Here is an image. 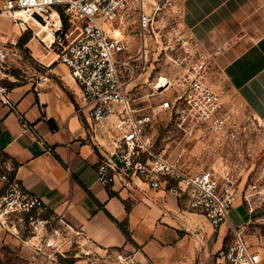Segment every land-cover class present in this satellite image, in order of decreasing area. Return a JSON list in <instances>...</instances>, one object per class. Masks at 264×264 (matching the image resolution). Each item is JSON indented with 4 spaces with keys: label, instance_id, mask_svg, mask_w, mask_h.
<instances>
[{
    "label": "crops",
    "instance_id": "obj_1",
    "mask_svg": "<svg viewBox=\"0 0 264 264\" xmlns=\"http://www.w3.org/2000/svg\"><path fill=\"white\" fill-rule=\"evenodd\" d=\"M185 13L191 37L217 74L264 117V0H189ZM26 35L0 17V47L22 46L39 66L26 82L10 86L15 110L0 105V151L16 164L25 188L64 219L74 244L62 246L65 258L51 261L37 255L38 238L22 232L17 239L0 228V264H118L126 256L155 264H216L230 226L248 225L251 210L235 200L227 224L216 231L173 194L140 182L103 185L97 168L102 154L115 148L111 120L95 127L98 150L90 141L82 90L55 53ZM44 75L50 81L38 85ZM234 209L240 219L248 217L246 223L235 225Z\"/></svg>",
    "mask_w": 264,
    "mask_h": 264
},
{
    "label": "built area",
    "instance_id": "obj_2",
    "mask_svg": "<svg viewBox=\"0 0 264 264\" xmlns=\"http://www.w3.org/2000/svg\"><path fill=\"white\" fill-rule=\"evenodd\" d=\"M174 7L173 0H5L0 17L8 19L21 36L32 34L44 51L55 53L57 61L69 70L86 100L90 141L98 150L102 145L95 127L111 120L115 148L102 154L97 168L103 185L140 182L173 194L188 209L204 215L218 231L227 224L236 196L230 183L222 185L215 168L194 170L191 161L197 153L189 140L197 137L205 145L206 138L212 136L222 144L238 137L234 113L209 82L212 58L187 63L185 72L174 82L155 88L158 93L170 91L155 104L142 105L145 100L138 90L140 79L148 73L153 41L158 46L167 39L164 21L174 17ZM132 19L138 25L136 55L129 54L123 37L126 22ZM117 30L121 36L115 34ZM6 59V51L0 47V105L13 111L16 106L11 88L3 83ZM49 81L44 75L37 84ZM79 111H85L84 107ZM162 116L171 118L176 140L161 138ZM203 148L200 146L198 153ZM16 170L12 160L5 162L0 178V228L17 239L22 232L38 238L41 245H34L37 255L55 261L64 256L62 246L74 244L69 228L61 216L50 214L48 206L25 188ZM228 236L230 241L218 254L216 264H264L243 228L230 226ZM46 248L50 254L44 252ZM93 263L88 260V264ZM118 264L155 263L126 256L118 258Z\"/></svg>",
    "mask_w": 264,
    "mask_h": 264
},
{
    "label": "rangeland",
    "instance_id": "obj_3",
    "mask_svg": "<svg viewBox=\"0 0 264 264\" xmlns=\"http://www.w3.org/2000/svg\"><path fill=\"white\" fill-rule=\"evenodd\" d=\"M173 1L174 17L167 22L164 21L167 25L164 37L167 39L163 38V43H159L158 46L153 41L149 54L151 63L148 66V73L140 79L141 85L138 90L140 98L145 100V104L142 105L155 104L170 93V91L156 92L157 87H161L159 78L163 77L166 81L174 82L185 72L187 63L207 58L204 50L190 35L185 13L189 0ZM126 25L127 29L123 37L129 48V54L136 55L139 48L138 25L134 23V19L126 22ZM117 32L119 31L117 30L115 34ZM29 37H32V34L26 35V38ZM5 51L7 59L4 64L3 83L7 86L20 85L30 78V74L35 72V69L39 70L35 58L22 46L13 48L7 43ZM209 82L220 92L224 106L234 113L239 128L238 137L219 144L212 136H208L204 145L197 137L192 136L189 139L190 147L197 153V157L191 161V164L196 172L215 168L222 185L231 184L236 200L243 202L253 214L251 222L243 228L246 238L264 258V117L256 115L239 94L232 92L228 83L217 74L214 67L210 69ZM170 122L169 116H162L159 131L161 138L171 137L173 141L178 138V134ZM200 146L204 148L198 153ZM8 160L0 151V178L4 164ZM232 211L236 226L241 222L246 223L248 217L240 219L237 209ZM61 258L65 257L61 256Z\"/></svg>",
    "mask_w": 264,
    "mask_h": 264
},
{
    "label": "bare ground",
    "instance_id": "obj_4",
    "mask_svg": "<svg viewBox=\"0 0 264 264\" xmlns=\"http://www.w3.org/2000/svg\"><path fill=\"white\" fill-rule=\"evenodd\" d=\"M55 15H56V14H55ZM118 33H119V32H117L116 35H117V36H121V35H120L121 33H120V34H118ZM145 81H146V80H145ZM147 81H148V80H147ZM147 81H146V82H147ZM167 83H168V81H166L165 78H163V77L159 78V84H161V87H160V88H157V89L160 90L161 88L166 87V86H167ZM164 84H165V85H164ZM157 86H158V85H157Z\"/></svg>",
    "mask_w": 264,
    "mask_h": 264
},
{
    "label": "trees",
    "instance_id": "obj_5",
    "mask_svg": "<svg viewBox=\"0 0 264 264\" xmlns=\"http://www.w3.org/2000/svg\"><path fill=\"white\" fill-rule=\"evenodd\" d=\"M11 88V87H10ZM9 159V158H8ZM113 194V193H112ZM122 226V228L124 227L123 225H121ZM124 231H125V229H124Z\"/></svg>",
    "mask_w": 264,
    "mask_h": 264
}]
</instances>
